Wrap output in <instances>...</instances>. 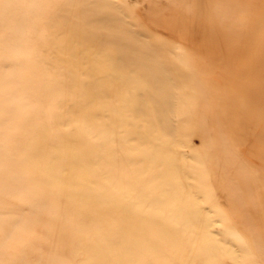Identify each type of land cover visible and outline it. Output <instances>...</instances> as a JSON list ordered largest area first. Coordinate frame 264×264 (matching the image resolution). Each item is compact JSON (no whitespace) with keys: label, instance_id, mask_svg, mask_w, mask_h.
Returning a JSON list of instances; mask_svg holds the SVG:
<instances>
[{"label":"bare ground","instance_id":"bare-ground-1","mask_svg":"<svg viewBox=\"0 0 264 264\" xmlns=\"http://www.w3.org/2000/svg\"><path fill=\"white\" fill-rule=\"evenodd\" d=\"M123 15L0 0V264H259L212 234L213 190L174 125L192 123L181 79Z\"/></svg>","mask_w":264,"mask_h":264},{"label":"rangeland","instance_id":"rangeland-1","mask_svg":"<svg viewBox=\"0 0 264 264\" xmlns=\"http://www.w3.org/2000/svg\"><path fill=\"white\" fill-rule=\"evenodd\" d=\"M115 3L127 7L129 28L181 79V107L192 113V123L182 116L174 125L186 135L183 152L201 159L213 190V206L203 203L212 234L238 250L235 244L244 241L264 264L254 238L264 246V0ZM229 227L241 239L228 236Z\"/></svg>","mask_w":264,"mask_h":264}]
</instances>
